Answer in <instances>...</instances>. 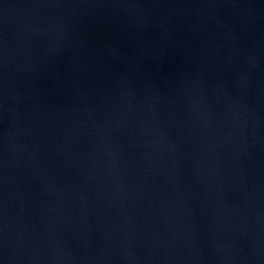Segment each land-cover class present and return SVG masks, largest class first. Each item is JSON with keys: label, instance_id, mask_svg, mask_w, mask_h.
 <instances>
[{"label": "water", "instance_id": "1", "mask_svg": "<svg viewBox=\"0 0 264 264\" xmlns=\"http://www.w3.org/2000/svg\"><path fill=\"white\" fill-rule=\"evenodd\" d=\"M0 264H264V0H0Z\"/></svg>", "mask_w": 264, "mask_h": 264}]
</instances>
